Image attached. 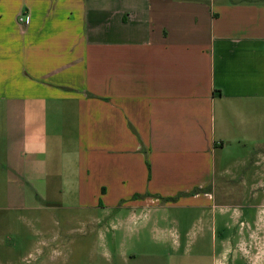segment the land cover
<instances>
[{
	"label": "crops",
	"instance_id": "1",
	"mask_svg": "<svg viewBox=\"0 0 264 264\" xmlns=\"http://www.w3.org/2000/svg\"><path fill=\"white\" fill-rule=\"evenodd\" d=\"M0 104V174L26 189L0 207L14 217L0 222L8 256L24 241L16 220L46 263L60 237L103 231L107 264H227L208 188L232 174L216 158L243 165L242 150H258L264 180V0H0ZM48 208L71 213L46 241ZM174 209L200 212L206 231L182 244ZM239 224L230 264H264V223Z\"/></svg>",
	"mask_w": 264,
	"mask_h": 264
},
{
	"label": "rangeland",
	"instance_id": "2",
	"mask_svg": "<svg viewBox=\"0 0 264 264\" xmlns=\"http://www.w3.org/2000/svg\"><path fill=\"white\" fill-rule=\"evenodd\" d=\"M9 110L6 108L5 104H0V172H4L1 168V164H8V159L6 156L7 147L9 146ZM257 149H251L249 152L244 150L240 151V154L246 155L248 153L250 160L245 164H236L233 160L227 159L218 161L216 158V170L227 168L232 174H223L219 175L216 171L215 177L213 178L211 186L208 190L211 193L215 192V199L213 201V213L217 219L221 220L220 223L223 225L222 229H219L216 233L217 240L220 235L226 238V250L224 251V259L227 264H230L234 256H239L240 251L237 244V233H240L239 227H246L239 224L241 220L243 223L253 225V221L257 220L258 222L264 223V180H259L258 177L252 176L255 171L260 169V166L253 165V161L259 160L257 157ZM253 159V160H252ZM6 173L8 174V168ZM6 173L0 174V207H5L7 204L16 202L11 196V193L15 188L18 190H24L25 184L22 183H13L9 182L10 178L7 177ZM9 175V174H8ZM241 175L245 177L241 178ZM8 180H6V178ZM26 190V189H25ZM31 190V189H30ZM197 190V189H196ZM195 191V189H194ZM70 210L59 209V208H48L44 211V240L49 241L51 234L59 231L63 226V218L66 219ZM73 213V212H72ZM211 213V211H210ZM241 213L240 218L238 214ZM25 219H30L37 213H31L28 211H22L21 213ZM201 217L200 212L196 211L184 213L181 210L174 209L169 212V226H172V229L177 231L182 239V244L184 240L188 239L187 236H184L186 231H189V234H199L200 228H204L205 222L204 218L198 221V217ZM238 216V217H237ZM14 220L11 211L0 209V222L2 224H11ZM253 220V221H252ZM15 224L22 225L23 227L17 231L18 234H21V238L24 239L22 244H17L15 251L12 255L8 256L4 252V244L1 243L0 246V263L1 264H21L20 257L23 251H26L30 245L32 249L30 256H27L23 260V264H40L41 258L44 259L45 264H58L61 259L65 258L68 260V264H73L77 262H88L94 261L97 264H107L104 261V258L101 255L104 254L105 244L103 236V231H101L100 237L99 233H96L93 237H79L76 233H71L72 238L69 237H60L55 240L53 245L57 246L58 258L55 256L53 263H46L44 247L37 244L35 246L34 241L37 239L35 236V230L31 231L28 227L25 226L21 221H14ZM75 222L71 221V225ZM36 225V224H35ZM39 227L36 225L34 228ZM206 231V228H204ZM245 233V230L242 231ZM12 233H6V235L13 237ZM37 234V233H36ZM145 236L149 238V234L145 233ZM34 237V240H29L28 238ZM76 238H78L77 241ZM192 238V237H190ZM121 240V236L117 234V240ZM4 240V241H3ZM13 240V238H11ZM210 242L211 237L207 236L204 238ZM0 241L5 242L6 239L0 238ZM8 242V241H7ZM218 243V242H217ZM220 246V245H219ZM217 248V253L220 251V247ZM225 246V247H226ZM138 248L140 245L138 244ZM136 248V249H138ZM63 254V257H62ZM10 260V263H8ZM175 260V259H174Z\"/></svg>",
	"mask_w": 264,
	"mask_h": 264
}]
</instances>
